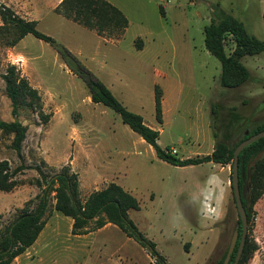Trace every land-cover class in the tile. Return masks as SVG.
I'll return each instance as SVG.
<instances>
[{
  "label": "rangeland",
  "instance_id": "rangeland-1",
  "mask_svg": "<svg viewBox=\"0 0 264 264\" xmlns=\"http://www.w3.org/2000/svg\"><path fill=\"white\" fill-rule=\"evenodd\" d=\"M111 1L130 21L122 40L99 37L56 14L62 0H0V10L10 8L23 19L36 20L38 31L66 47L128 111L158 126L161 147L178 150L177 159L207 155L218 142L231 148L244 133L249 136L264 124V52L242 59L250 71L248 82L223 88L221 63L207 51L204 33L215 18L213 10L220 8L264 41V0ZM234 48L229 39L227 54ZM9 65L17 66L38 97L18 85L19 97L13 103L4 78ZM155 85L164 95L163 124L156 121ZM0 121H18L26 129L20 157L15 134L0 130V162H6L11 173L26 168L16 174L12 192L0 191L2 227L24 208H36V196L43 191L36 184L37 169L49 177L69 167L78 175L81 202L110 183L131 193L140 209L130 210L129 219L167 264L224 263L233 233L241 227L231 185L232 165H226L229 175L224 177L215 163L177 167L159 159L118 114L93 103L84 80L50 44L33 35L14 48L0 45ZM78 140H83L82 148L92 159L88 168L79 163L82 173L69 163L76 151L82 157V149H76ZM260 157L259 153L252 162ZM54 197L52 192L51 206ZM254 209L255 250L243 264H264V192ZM54 211L51 207V216ZM211 223L215 229H210ZM57 228L55 247L33 250L17 264L157 263L150 248L116 226L83 236L73 235L67 221L58 222Z\"/></svg>",
  "mask_w": 264,
  "mask_h": 264
},
{
  "label": "trees",
  "instance_id": "trees-1",
  "mask_svg": "<svg viewBox=\"0 0 264 264\" xmlns=\"http://www.w3.org/2000/svg\"><path fill=\"white\" fill-rule=\"evenodd\" d=\"M219 8V7H217ZM160 12L165 16L163 7ZM55 13L71 20L88 30L94 31L98 36L122 40L129 20L124 13L107 0H62L55 9ZM215 18L204 28L205 47L207 51L217 58L222 66L220 85L223 88L235 89L243 86L250 79L249 69L242 63L244 57H252L264 52V41L252 36L245 24L236 17L223 10H213ZM0 45L7 48L16 47L26 36L33 35L39 40L50 44L63 59L67 67L77 76L81 77L89 92L93 103L103 104L118 114L123 123L138 134L156 152L159 159L178 167L200 165L203 163H216L222 166L232 165L234 152L237 146L251 136L264 131V124L258 127L251 135H246L231 148L222 142L215 145L212 154L205 157L177 159L170 149H163L159 144L160 132L145 124L144 118L128 111L113 95L111 90L101 81L95 79L76 57L62 44L38 31L36 20H26L18 16L10 8L0 10ZM231 40L235 48L231 54L226 52V43ZM141 50V46H137ZM7 92L13 103L19 97V87L25 88L27 94L38 97L37 90L32 88L27 79L21 78L20 70L16 65H9L5 75ZM19 82V83H18ZM19 85V87H18ZM163 91L155 85V111L156 121L163 124ZM0 130L15 134V149L20 157L22 143L26 137V129L18 121L6 123L0 121ZM261 154L259 160L252 162L253 157ZM26 168L18 167L12 173L6 162H0V191L12 192L17 183L16 174ZM40 178L37 186L43 188L42 194L37 195L38 204L35 209H23L14 218L10 225L2 227L0 224V264H11L17 257L24 254L38 239L48 219L51 217L50 208L66 217L73 219L72 234L76 236L94 233L108 224L121 229L129 238L134 239L144 247L151 250L156 264H167L163 257L155 250V244L142 235L134 223L129 219L130 210H139V201L128 191L116 183H110L101 191L92 193L85 202L79 200V180L76 173L69 167L52 176L45 175L40 169ZM240 186L248 187L246 196L242 198L248 216V235L244 251L239 264H243L248 256L255 250L251 240V232L255 220V204L264 192V138L245 148L239 155ZM55 192V204L51 206L50 195ZM2 216H0V221ZM242 223L239 228L240 239L232 254L231 264L234 263L239 248Z\"/></svg>",
  "mask_w": 264,
  "mask_h": 264
},
{
  "label": "crops",
  "instance_id": "crops-1",
  "mask_svg": "<svg viewBox=\"0 0 264 264\" xmlns=\"http://www.w3.org/2000/svg\"><path fill=\"white\" fill-rule=\"evenodd\" d=\"M108 2H110L111 4H113L114 6H116L118 9H120L121 11H122V9L118 6V5H116V4H114V2L113 1H111V0H107ZM123 13H124V15L127 17V15L125 14V12L124 11H122ZM128 18V17H127ZM129 20V19H128ZM129 26H130V21H129ZM129 28V27H128ZM128 28H127V30H128ZM127 30H126V32H127ZM94 32V31H93ZM125 32V33H126ZM96 33V32H95ZM97 34V33H96ZM98 35V34H97ZM100 37V36H99ZM142 39V38H141ZM145 49V48H144ZM144 49H141V51H143ZM146 123V122H145ZM146 125H148L147 123H146ZM150 128H152V129H154V130H157V131H159L160 132V134H161V129L158 127V126H156V127H153V125H148ZM78 139H81V138H78ZM158 144L160 145V142L158 141ZM84 146V142H83V140H78V143L76 144V149H78V148H80V149H82L83 150V152H81L80 151V156H82V157H80V159L77 157V154L79 155V153H77V151L72 155L73 156V158L72 159H70L69 160V163H70V167L73 169V170H75V171H81L82 169H80L78 166H80L79 165V163L81 162V163H83V165H84V167L85 168H88L89 166H91L92 164L90 163L91 162V155L89 154V153H86L85 152V150L82 148ZM161 146V145H160ZM215 148V147H214ZM214 148L212 147V149L209 151V153H207V155H198L197 157H205V156H208V155H210V154H212V152L214 151ZM178 151V150H177ZM179 153V152H178ZM85 154V155H84ZM176 156V155H175ZM187 159H189V158H187ZM181 160H186V159H181ZM210 163H213V162H210ZM204 164V163H203ZM216 164V163H215ZM201 165V164H200ZM217 165H219V167H220V170L222 171V173L224 174V177L226 176H228L229 175V169L226 167V166H222V165H220V164H217ZM178 167V166H177ZM84 168V169H85ZM81 173H82V171H81ZM81 176H82V174H81ZM80 185H81V189H82V182L80 181ZM227 187H228V184L226 183V185H224L223 186V188L225 189L224 190V193H225V191H226V189H227ZM103 190V189H102ZM98 191H101V190H98ZM213 200V199H212ZM214 201V202H213ZM212 202H213V204L215 203V200H213ZM215 212V214H216V210L214 211ZM58 213L59 212H57V211H54L53 212V215L48 219V221H47V223H46V225H45V227H44V229H43V231L41 232V234L39 235V237H38V239H37V241L27 250V252L26 253H24V254H22L21 256H19V257H17L16 259H15V261L12 263V264H17V263H23L25 260V257L28 255V254H30V255H33L32 253H31V251H33V250H36V251H38V249H41V248H53V247H55V236H58V234H59V231H58V228H57V223L58 222H62V220L63 221H67L68 223H69V225H70V229L72 230V227H73V219L72 218H70V217H68V218H70L72 221L71 222H69L68 220H64V219H62V218H59V216H58ZM61 214V213H60ZM63 215V214H62ZM54 217H57V219H55V220H53V218ZM66 217V216H65ZM214 218V217H213ZM215 219V218H214ZM57 220H59V221H57ZM217 221V220H216ZM215 221V222H216ZM214 222V223H215ZM210 225H212V223L210 224ZM215 225V224H214ZM214 225H212L213 227L212 228H210V227H208V228H210V229H215V227H214ZM110 226H115V225H113V224H108V225H106L104 228H106V227H110ZM117 227V226H116ZM218 228V227H217ZM103 229V228H102ZM101 230V229H100ZM218 230V229H217Z\"/></svg>",
  "mask_w": 264,
  "mask_h": 264
},
{
  "label": "water",
  "instance_id": "water-1",
  "mask_svg": "<svg viewBox=\"0 0 264 264\" xmlns=\"http://www.w3.org/2000/svg\"><path fill=\"white\" fill-rule=\"evenodd\" d=\"M263 138H264V131L258 134H255L251 136L250 138H248L247 140L240 143L234 152V162L232 164V173H231V185H232L233 194L235 197V201H236V205H237L238 212L240 215L243 230H242L241 240H240L239 248L237 251L236 259L233 264H239L243 251H244L247 235H248V216H247L246 208L244 207L243 200H242V198L246 195V188L242 189L240 186L239 155L245 148H247L251 144ZM239 228L240 226H237L233 233L230 246H229V250H228V254L223 264H230L232 254L234 253L237 247V244L239 242V239H240Z\"/></svg>",
  "mask_w": 264,
  "mask_h": 264
},
{
  "label": "built area",
  "instance_id": "built-area-1",
  "mask_svg": "<svg viewBox=\"0 0 264 264\" xmlns=\"http://www.w3.org/2000/svg\"><path fill=\"white\" fill-rule=\"evenodd\" d=\"M170 152H171V154H172V155H174V156H175V155H176V153H177V151H176V150H170Z\"/></svg>",
  "mask_w": 264,
  "mask_h": 264
},
{
  "label": "flooded vegetation",
  "instance_id": "flooded-vegetation-1",
  "mask_svg": "<svg viewBox=\"0 0 264 264\" xmlns=\"http://www.w3.org/2000/svg\"><path fill=\"white\" fill-rule=\"evenodd\" d=\"M243 188H246V194H247V192H248V187L247 186H243ZM242 188V189H243ZM246 196V195H245ZM231 259H232V257H231ZM230 264H231V261H230Z\"/></svg>",
  "mask_w": 264,
  "mask_h": 264
}]
</instances>
